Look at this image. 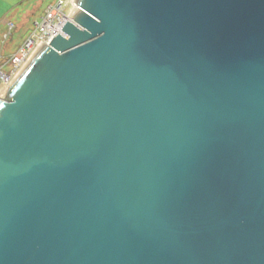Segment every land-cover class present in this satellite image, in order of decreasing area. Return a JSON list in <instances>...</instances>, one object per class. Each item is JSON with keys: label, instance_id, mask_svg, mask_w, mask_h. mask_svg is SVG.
<instances>
[{"label": "water", "instance_id": "water-1", "mask_svg": "<svg viewBox=\"0 0 264 264\" xmlns=\"http://www.w3.org/2000/svg\"><path fill=\"white\" fill-rule=\"evenodd\" d=\"M0 264H264V0H74L0 95Z\"/></svg>", "mask_w": 264, "mask_h": 264}, {"label": "built area", "instance_id": "built-area-1", "mask_svg": "<svg viewBox=\"0 0 264 264\" xmlns=\"http://www.w3.org/2000/svg\"><path fill=\"white\" fill-rule=\"evenodd\" d=\"M68 4L70 8L68 9ZM74 10L71 0H56L48 4L40 20L34 23L32 30L19 46L18 51L6 63L12 66L8 73L0 69V95L13 81L18 72L28 63V60L44 44H47L54 36L61 33L65 21L69 19Z\"/></svg>", "mask_w": 264, "mask_h": 264}, {"label": "rangeland", "instance_id": "rangeland-1", "mask_svg": "<svg viewBox=\"0 0 264 264\" xmlns=\"http://www.w3.org/2000/svg\"><path fill=\"white\" fill-rule=\"evenodd\" d=\"M20 3L16 4L13 9L12 17L9 19L13 25L8 30V38L0 43L2 46V53L5 55L0 61V69L4 73H8L12 66L6 63L7 60L16 54L19 46L29 35L34 23L40 20L44 14V10L48 4L53 3L56 0H19ZM70 4H68V9ZM7 29V28H6Z\"/></svg>", "mask_w": 264, "mask_h": 264}, {"label": "crops", "instance_id": "crops-1", "mask_svg": "<svg viewBox=\"0 0 264 264\" xmlns=\"http://www.w3.org/2000/svg\"><path fill=\"white\" fill-rule=\"evenodd\" d=\"M19 3H20L19 0H0V43H2L5 39L8 38V30L11 26H13L10 23L9 19L12 17L14 6ZM3 47L4 46H2L1 48L3 49ZM1 48H0V61L5 56L3 55Z\"/></svg>", "mask_w": 264, "mask_h": 264}, {"label": "bare ground", "instance_id": "bare-ground-1", "mask_svg": "<svg viewBox=\"0 0 264 264\" xmlns=\"http://www.w3.org/2000/svg\"><path fill=\"white\" fill-rule=\"evenodd\" d=\"M71 2H73V3H74V0H71ZM0 92H3V89H2V90H0Z\"/></svg>", "mask_w": 264, "mask_h": 264}]
</instances>
